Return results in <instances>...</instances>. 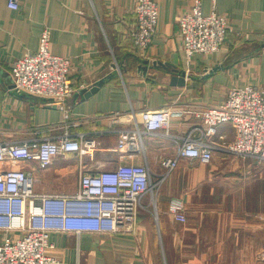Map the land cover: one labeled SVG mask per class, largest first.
<instances>
[{
	"label": "crops",
	"instance_id": "obj_1",
	"mask_svg": "<svg viewBox=\"0 0 264 264\" xmlns=\"http://www.w3.org/2000/svg\"><path fill=\"white\" fill-rule=\"evenodd\" d=\"M7 1L0 0V142L84 135L96 148L93 155L60 156L47 169L18 161L0 171L28 172L39 195L76 194L82 174L122 163L147 164L154 182L165 177L144 199L136 234L54 232L47 253L67 264H264L263 164L215 151L210 164L180 158L166 175L161 160L177 157L181 142L145 136L142 150L126 158L116 134L142 129L146 110L171 108V132L180 136L200 124L188 108L219 106L230 90L249 85L264 92V0H203V14L225 16L230 32L222 50L193 60L178 26L193 0H156L160 19L147 48L131 38L134 0H22L18 10ZM45 30L51 54L72 62L75 93L65 109L13 90L11 65L38 51ZM100 82L90 97L78 95ZM117 112L134 117L117 125ZM222 136L233 142V127L221 126L215 140ZM175 201L183 203L186 222L171 212ZM19 237L0 231V245Z\"/></svg>",
	"mask_w": 264,
	"mask_h": 264
},
{
	"label": "built area",
	"instance_id": "obj_2",
	"mask_svg": "<svg viewBox=\"0 0 264 264\" xmlns=\"http://www.w3.org/2000/svg\"><path fill=\"white\" fill-rule=\"evenodd\" d=\"M193 1L191 12L178 19L182 48L190 60L222 50L230 32L225 16L215 11L206 16L202 10L203 0ZM21 2L8 0V8L18 10ZM134 2L136 19L131 38L135 44L147 48L157 34L159 4L156 0ZM71 68L69 58L51 54L50 33L45 30L38 51L11 65L13 90L49 100L65 109L67 99L75 93L70 79ZM185 113L191 114L200 124L188 133L175 136L171 132L175 112L171 108L146 110L142 113V129L137 126L116 130L118 150L127 148L126 158L133 157L142 150L145 136L181 142L177 157L161 160L166 175L178 168L180 158L210 164L215 151L264 165L263 91L252 85L232 89L221 105L188 108ZM113 116L117 125L125 118L134 117L120 112ZM224 125L232 126L235 131V140L231 143L223 136L220 141L215 140L219 128ZM196 133L201 137L197 138ZM95 148V142L85 139L84 135L78 139L67 135L59 139L0 142V164L37 161L41 169H47L60 156L93 155ZM164 179L154 182L147 164L122 163L115 168L82 174L76 194L39 195L34 192V179L28 172L0 171V231L21 234L18 239H6L0 245V264H67L47 253L49 238L54 232L136 234L144 199L153 195ZM183 210L181 201L172 203L171 212L179 222H186Z\"/></svg>",
	"mask_w": 264,
	"mask_h": 264
},
{
	"label": "water",
	"instance_id": "obj_3",
	"mask_svg": "<svg viewBox=\"0 0 264 264\" xmlns=\"http://www.w3.org/2000/svg\"><path fill=\"white\" fill-rule=\"evenodd\" d=\"M182 76H184V74H181ZM103 84V82L98 83L96 86L92 87L91 89H85L79 92V96H81L82 98H87L90 97L93 93H95L98 88ZM25 96H29L30 98H32L33 100H41L40 98L30 95V94H26V93H21Z\"/></svg>",
	"mask_w": 264,
	"mask_h": 264
}]
</instances>
